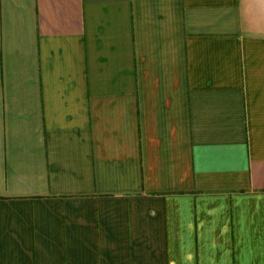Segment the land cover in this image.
<instances>
[{
  "label": "crops",
  "instance_id": "0c3cea01",
  "mask_svg": "<svg viewBox=\"0 0 264 264\" xmlns=\"http://www.w3.org/2000/svg\"><path fill=\"white\" fill-rule=\"evenodd\" d=\"M0 264H264V0H0Z\"/></svg>",
  "mask_w": 264,
  "mask_h": 264
}]
</instances>
